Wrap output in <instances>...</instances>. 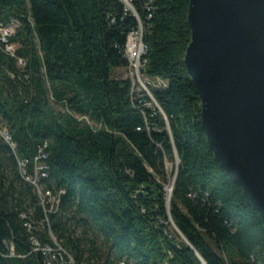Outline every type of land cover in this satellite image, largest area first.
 Returning a JSON list of instances; mask_svg holds the SVG:
<instances>
[{"label":"trees","instance_id":"1","mask_svg":"<svg viewBox=\"0 0 264 264\" xmlns=\"http://www.w3.org/2000/svg\"><path fill=\"white\" fill-rule=\"evenodd\" d=\"M126 1L0 0V23L18 21L13 56L0 43L9 136L0 152L17 180L20 164L27 179L43 168L39 183L58 199L53 213L30 182L21 180L17 199L12 183L5 193L0 185V264H69L42 251L55 248L51 236L73 264H264V221L201 129L183 63L189 0ZM138 22L152 99L112 77L127 69ZM175 157L167 205L166 163Z\"/></svg>","mask_w":264,"mask_h":264},{"label":"water","instance_id":"2","mask_svg":"<svg viewBox=\"0 0 264 264\" xmlns=\"http://www.w3.org/2000/svg\"><path fill=\"white\" fill-rule=\"evenodd\" d=\"M187 25L183 63L208 148L264 221V0H189Z\"/></svg>","mask_w":264,"mask_h":264},{"label":"rangeland","instance_id":"3","mask_svg":"<svg viewBox=\"0 0 264 264\" xmlns=\"http://www.w3.org/2000/svg\"><path fill=\"white\" fill-rule=\"evenodd\" d=\"M142 33H143V31H142ZM112 73H113L112 77L114 79H119V80H125L126 78L132 79V81L136 85L138 84L139 87H141L140 85H147L146 83H149V81L145 77L142 78L139 75V77L137 78L135 73H134V76L131 77V72L129 69H115L112 71ZM4 132L7 133V130L4 126V124L0 122V142L7 143L6 139L2 135ZM5 158H6L5 155H3L2 152H0V185L2 186L3 193L7 192V189L9 187L10 183H12L13 191H11V195H12L13 199L19 198V191H21V189L23 187L21 180H25L27 182H30L34 187H36V194H37V197L40 201L41 207L43 209H46V203H49L50 204V211L55 213L57 205H58L57 195L56 194L47 195V193L44 192L45 188L39 183V172H40L41 167L40 166L36 167V170L34 172V177L32 179H27L26 175H25V170L23 169L24 165L20 164V170H19V179L20 180H17L14 178L13 170L11 169V166L8 164V162L5 160ZM177 166H178V160L176 157L174 158V160L172 162L167 161V163H166V174H167L168 180H167V183L165 184V190L168 194V200L171 197L170 191L172 188V183L174 180L175 171H176ZM171 229H172V233H174V234H175V232L177 233V231L175 230V228L173 226L171 227ZM82 234L83 233H82L81 229L76 230L77 236H80ZM90 237H92V236L90 235ZM179 237L181 238L180 235H179ZM179 237H178V240H181L182 238L180 239ZM51 238L54 242L55 248H61L62 249V246L60 244L56 243V241L54 240V237L51 236ZM97 244H99V239H98ZM67 258L69 259V264H73V261L71 260L70 257H68V255H67ZM97 263H101V262H97ZM121 264H123V263H121Z\"/></svg>","mask_w":264,"mask_h":264},{"label":"built area","instance_id":"4","mask_svg":"<svg viewBox=\"0 0 264 264\" xmlns=\"http://www.w3.org/2000/svg\"><path fill=\"white\" fill-rule=\"evenodd\" d=\"M17 29H18V21L11 20L7 24L0 23V43L3 44L5 53L10 54L11 56H13L15 48L11 44H9L8 40L11 36L14 35ZM142 31H143L142 26L138 22V29L128 34L125 49H124L125 59L128 63V66L126 68L130 70L131 77L134 76V73L136 74L137 78L139 77V75L142 78L145 77L144 70L142 69V58L144 56V53H142V42H143L142 41ZM133 58H140V66H133ZM18 65L23 68L26 65V63L23 60H19ZM128 80L130 81V84H131L132 94H136V91H147V90L142 89V85H140L141 87H139L138 84L136 85L132 81V79H128ZM147 96L150 99H152L149 91H147ZM2 135L8 142L9 141L8 134L4 132ZM46 193L47 195H51L50 192L48 191ZM34 243L37 246V243L35 241ZM42 251L48 255H52L51 259L55 261L57 260V257H56L57 255L60 259H62L61 257L62 254L63 255L65 254L67 256L66 252H64L61 248H45V249H42Z\"/></svg>","mask_w":264,"mask_h":264},{"label":"bare ground","instance_id":"5","mask_svg":"<svg viewBox=\"0 0 264 264\" xmlns=\"http://www.w3.org/2000/svg\"><path fill=\"white\" fill-rule=\"evenodd\" d=\"M144 46L142 44V53H144ZM133 66H140V58H133ZM142 89L145 90V86L142 85ZM137 92V91H136ZM139 92V91H138ZM184 242V241H183Z\"/></svg>","mask_w":264,"mask_h":264}]
</instances>
